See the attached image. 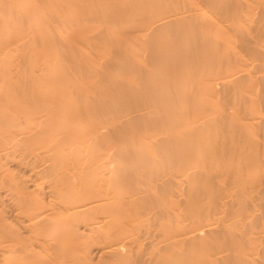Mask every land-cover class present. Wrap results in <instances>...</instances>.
I'll use <instances>...</instances> for the list:
<instances>
[{"label": "bare ground", "instance_id": "1", "mask_svg": "<svg viewBox=\"0 0 264 264\" xmlns=\"http://www.w3.org/2000/svg\"><path fill=\"white\" fill-rule=\"evenodd\" d=\"M0 264H264V0H0Z\"/></svg>", "mask_w": 264, "mask_h": 264}]
</instances>
